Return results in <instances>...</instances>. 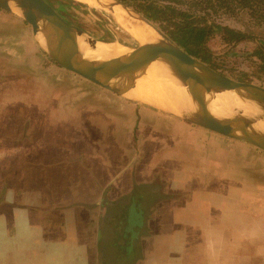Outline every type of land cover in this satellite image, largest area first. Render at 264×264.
Listing matches in <instances>:
<instances>
[{"label": "rangeland", "instance_id": "rangeland-1", "mask_svg": "<svg viewBox=\"0 0 264 264\" xmlns=\"http://www.w3.org/2000/svg\"><path fill=\"white\" fill-rule=\"evenodd\" d=\"M48 1L61 12L65 19L79 25L84 33L91 37L103 41L118 42L126 46L136 45L140 42L130 34L109 9L106 8V10L101 5H91L84 0ZM2 8L4 7L0 6V10ZM6 10L20 19L21 27L24 29L28 27L31 44L38 47V55L41 58L44 57L45 61H49L48 67L43 70L44 76L46 78H73L76 73L67 71L58 64H52L56 61L35 39L30 24L16 12ZM223 11L219 9L216 13H212L216 22L237 29L262 30L264 33V27L257 25L246 10L237 8L228 13ZM152 23L154 22L152 21ZM154 24L156 25V23ZM207 43L213 51V58L218 63V70L237 80L252 81L264 85L263 78L257 76L256 57L251 54L254 46L258 43L257 36L236 42H226L220 32H215ZM34 56L36 54L28 55L29 59ZM5 64L0 62V84L3 83L0 89L4 88L2 81L10 80L9 82H11L13 76L12 72L4 69ZM239 76L243 79H239ZM10 84L9 89H11ZM139 103L141 106L146 105L160 112L151 118L143 108L140 109L137 126L132 131L135 139L138 138L139 133H142L141 130L139 131V127L144 119L150 118L153 122H157L163 130H167V134L172 131L168 129L172 126H165L181 127L186 123L175 114L143 102ZM96 118L102 127L112 125V118L105 113L103 116L97 112ZM147 122L145 131H149V127L152 125L151 121ZM65 127H68L67 121L57 124V121L48 120L45 112L37 111L36 106L31 105L7 106L0 114V149L3 151L0 154V183L12 185L16 189L19 186L26 189L39 188L42 193V199L38 198L41 207H36V209L49 215V218L53 217L51 221L39 222L42 224L41 228L48 229L50 235L64 239L69 238L64 223L60 219L62 214L57 210L62 212L65 208L70 209L72 213L70 222L76 229L74 237L77 236L81 241L89 262L87 264H137V262L140 264L143 257L140 246L141 236L147 235L148 231L156 232L157 236H163L165 235L163 230L165 225L167 233L173 238L172 240L179 241L181 231L170 230L168 232V228H170L168 218L172 219L173 224L179 223L183 214L180 211L187 202V192L183 188H188V186L181 188L176 185L174 187L172 182L161 179L159 176L161 182L152 183L149 176L138 175L130 168L120 172L117 176L110 177L111 181L108 183V178L100 174H93L80 155L79 145H84L83 134L85 131H81L77 127L76 133H74L70 127ZM36 133L40 135V140L35 139ZM226 136H222L221 139L215 136L214 141L222 147H228L231 140ZM168 140L170 142L171 137ZM236 143L233 146L238 153L237 157L225 152V157L231 160L221 161V163L229 165L231 173L234 175L236 173L237 177L245 175L250 179L259 180L258 182H238L237 185V189L240 188L239 185L252 188L251 197L244 199L240 197L238 202L240 207L238 208L247 211L255 223L251 229H238L236 233L227 229L223 230L222 234L226 236V239H233V236L236 238L235 247L222 246L220 250L216 247L217 251L215 252L206 251L204 261H190V264H264V151L254 145H243L239 141ZM21 167L24 171L19 175ZM47 191L56 193V197L49 199L52 201L49 207L44 203L47 200L44 198ZM0 193H3L2 184ZM17 194H19L18 190H16L15 197ZM97 197L100 198L98 201ZM0 199L3 200V203L0 200L1 207L7 205L3 197ZM198 201L200 204H204L200 198ZM201 206L205 208L204 205ZM259 217H261L260 220ZM244 220V218L235 217L230 221ZM36 226L38 227L37 223ZM196 235V232H189V238H192L193 243L197 241ZM245 238L252 240V246L249 245L250 251L247 254L246 250L239 246ZM71 240L75 241L73 238ZM165 248L167 249V247ZM168 248L171 252L178 254L180 252L181 254V251L176 250L175 246ZM4 249V240L2 239L0 240V264L7 263ZM218 251L223 258L232 257L234 259L228 261L213 259V257H218V254H215ZM189 253L194 258L196 246L190 245ZM236 253L237 255H234ZM178 257L177 261H179ZM139 259L140 261H138ZM96 260L97 263H95Z\"/></svg>", "mask_w": 264, "mask_h": 264}, {"label": "crops", "instance_id": "crops-1", "mask_svg": "<svg viewBox=\"0 0 264 264\" xmlns=\"http://www.w3.org/2000/svg\"><path fill=\"white\" fill-rule=\"evenodd\" d=\"M6 9L0 10V62L6 63L4 69L12 72L13 76L11 82L2 81L4 88L0 89V114L7 106L31 105L36 106L37 111L45 112L48 120L57 121V124L67 121L68 127L65 128L70 127L74 133L77 127L84 130L85 142L84 145H79L80 155L92 173L108 178V183L111 181L110 177L130 168L138 175L149 176L152 183L161 182V177L172 182L174 187L188 186L183 188L187 192V202L180 211L183 214L179 223L173 224L172 219L168 218V232L181 231L179 241L172 240L166 225L163 236L148 231L147 235L140 238L143 252L140 264H190V261H204L206 251L215 252L216 247L219 250L222 246L235 247L236 238L233 236V239H226L222 231L227 229L236 233L238 229H251L255 223L247 211L238 208L239 199L251 197L252 188L239 185L240 188L237 189L238 182L259 180L245 175L237 177L236 173H231L229 165L222 164L221 161L231 160L225 157V152L237 157L238 153L233 146L237 141L243 145L253 144L227 135L231 140L230 146L222 147L214 138L217 136L221 139L226 134L181 117L178 118L183 119L185 125L165 126H172L168 128L172 130L170 134L152 119H144L139 127L142 133L135 139L132 131L137 126L140 109L143 108L151 118L160 111L146 105L141 106L138 101L117 94L77 73L68 79L46 78L43 70L48 67L49 61H45L43 55L41 58L38 47L31 44L28 27H21L20 19ZM30 53L36 56L29 59ZM95 112H100L103 116L105 113L112 118V125L100 126ZM147 121L152 123L149 131H145ZM35 139L40 140V135L36 133ZM1 153L3 151L0 149ZM23 171L21 167L19 175ZM1 184L3 193H0V198L3 197L7 203L4 207L0 205V240H4L6 264L89 263L81 241L77 236L74 237L76 229L70 222V209L65 208L62 212L57 210L62 214L60 219L69 238L50 235L48 229H42V224L39 223L51 221L53 218L36 209L41 207V202H38V198L42 199L39 188L26 189L19 186L16 189L12 185ZM16 190L19 192L17 197ZM52 197H56L53 191H47L44 195L47 199L44 203L48 207L52 203L49 200ZM198 198L204 204H200ZM96 199L98 201L100 198ZM235 217L245 220L230 221ZM190 231L197 234L195 243L189 238ZM251 241L245 238L239 245L246 250V254L250 251ZM190 245L196 246L194 258L189 253ZM169 246H175L181 254L171 252ZM215 254L218 257L213 259L217 261L234 259L223 258L219 251Z\"/></svg>", "mask_w": 264, "mask_h": 264}, {"label": "water", "instance_id": "water-1", "mask_svg": "<svg viewBox=\"0 0 264 264\" xmlns=\"http://www.w3.org/2000/svg\"><path fill=\"white\" fill-rule=\"evenodd\" d=\"M113 1L136 14L137 18L150 24L160 36L155 40L138 42L136 45L127 44L131 46V49L116 56L89 58L84 56L79 49L78 36L82 35L84 30L79 25L65 19L48 0H0V6L14 12L16 11L10 2L13 6L19 7L20 13H16L30 24L32 33L40 46L62 67L124 97L133 99L125 92L134 86L136 77L143 74L151 61L155 59L164 61L171 75L187 87L195 106L181 113L162 110L247 141L264 150V130L253 127L256 120H264V85L234 79L211 67L186 52L141 12L121 0ZM39 33L44 41L40 40L37 35ZM84 37L90 44H95L98 40V38L85 33ZM227 89H231L239 97L253 102L259 111L255 114H246L237 108L231 115L213 114L207 106L209 95Z\"/></svg>", "mask_w": 264, "mask_h": 264}, {"label": "bare ground", "instance_id": "bare-ground-1", "mask_svg": "<svg viewBox=\"0 0 264 264\" xmlns=\"http://www.w3.org/2000/svg\"><path fill=\"white\" fill-rule=\"evenodd\" d=\"M84 1L91 5L97 4L103 6L105 9H109L140 43L155 40L160 36L150 24L137 18L136 14L119 3H115L113 0ZM10 5L17 13H20L19 7L13 6L11 2ZM37 35L41 41H44L41 33ZM78 43L80 51L84 56L89 58H108L131 49V46L100 39L95 44H90L84 37V33L78 36ZM125 94L133 99L172 113H181L195 106L190 98L187 87L171 75L166 63L160 59L151 61L143 74L136 77L134 86L128 89ZM207 106L213 114L218 116L231 115L237 108L246 114H255L259 111L253 102L239 97L231 89L210 94L207 99ZM253 127L264 130V120H256L253 123Z\"/></svg>", "mask_w": 264, "mask_h": 264}, {"label": "trees", "instance_id": "trees-1", "mask_svg": "<svg viewBox=\"0 0 264 264\" xmlns=\"http://www.w3.org/2000/svg\"><path fill=\"white\" fill-rule=\"evenodd\" d=\"M141 12L186 52L218 70L209 38L220 32L226 42L257 36L251 54L256 57L258 77L264 80V33L262 30L237 29L215 21L212 13L246 10L253 21L264 27V0H121ZM59 11V10H58ZM60 12V11H59ZM61 13V12H60ZM220 71V70H219ZM222 72V71H221ZM239 79L241 76H239Z\"/></svg>", "mask_w": 264, "mask_h": 264}]
</instances>
